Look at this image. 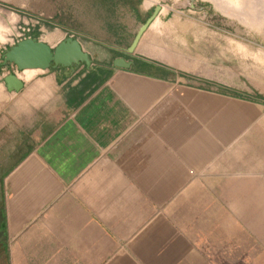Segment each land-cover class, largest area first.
<instances>
[{
    "label": "crops",
    "instance_id": "obj_1",
    "mask_svg": "<svg viewBox=\"0 0 264 264\" xmlns=\"http://www.w3.org/2000/svg\"><path fill=\"white\" fill-rule=\"evenodd\" d=\"M152 12L114 43L33 37L77 39L90 66L0 60V264L264 263V101L188 72L160 11L128 51Z\"/></svg>",
    "mask_w": 264,
    "mask_h": 264
},
{
    "label": "rangeland",
    "instance_id": "obj_2",
    "mask_svg": "<svg viewBox=\"0 0 264 264\" xmlns=\"http://www.w3.org/2000/svg\"><path fill=\"white\" fill-rule=\"evenodd\" d=\"M142 1L148 10L143 12L141 5L137 13L134 0L117 5L108 0H0V60L16 41L47 39L54 32L60 37L73 33L85 44L114 43L124 28H136L159 5L163 17L152 23L160 26L154 38L169 44L171 57L188 72L212 74L220 94L264 101V0H233L234 10L219 0ZM243 112L236 104V137L242 136ZM255 114L251 110L248 115L253 119ZM227 115L220 114V121Z\"/></svg>",
    "mask_w": 264,
    "mask_h": 264
},
{
    "label": "water",
    "instance_id": "obj_3",
    "mask_svg": "<svg viewBox=\"0 0 264 264\" xmlns=\"http://www.w3.org/2000/svg\"><path fill=\"white\" fill-rule=\"evenodd\" d=\"M189 1L193 2V0ZM159 11L160 6L156 5L152 14L138 27L131 44L127 48L128 51L131 52L135 48L141 35ZM1 59L3 64L14 65L17 71L32 68L49 69L58 66L72 67L79 63H84L86 66L91 64L88 54L82 49L79 41L69 36L60 40L55 46H50L33 37L20 39L5 49L1 54ZM114 64L125 67L130 65L123 58H116ZM3 80L9 90L17 91L22 87V81L16 72L7 73Z\"/></svg>",
    "mask_w": 264,
    "mask_h": 264
},
{
    "label": "bare ground",
    "instance_id": "obj_4",
    "mask_svg": "<svg viewBox=\"0 0 264 264\" xmlns=\"http://www.w3.org/2000/svg\"><path fill=\"white\" fill-rule=\"evenodd\" d=\"M221 1L227 4L228 7L224 5L226 9L229 8V7H232L231 4H232V5L234 4V3L232 2L233 0H219V2H221ZM221 5L223 6V4H221ZM232 9H233V7H232ZM234 9H236V8H234ZM234 9H233V10H234ZM229 10H230V9H229Z\"/></svg>",
    "mask_w": 264,
    "mask_h": 264
},
{
    "label": "clouds",
    "instance_id": "obj_5",
    "mask_svg": "<svg viewBox=\"0 0 264 264\" xmlns=\"http://www.w3.org/2000/svg\"><path fill=\"white\" fill-rule=\"evenodd\" d=\"M4 39V37L3 36H0V41H2Z\"/></svg>",
    "mask_w": 264,
    "mask_h": 264
}]
</instances>
